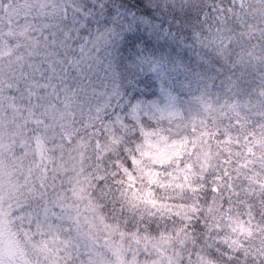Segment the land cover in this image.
I'll return each mask as SVG.
<instances>
[{
	"label": "clouds",
	"instance_id": "clouds-1",
	"mask_svg": "<svg viewBox=\"0 0 264 264\" xmlns=\"http://www.w3.org/2000/svg\"><path fill=\"white\" fill-rule=\"evenodd\" d=\"M258 3L47 0L36 8L31 31L5 52L9 79L28 85L39 74L48 82L41 99L55 105L61 139L80 157L64 183L89 185L97 238L119 252L122 264H264V14L255 12ZM218 28L229 38L226 53L217 47ZM190 73L200 76L191 91L183 86ZM205 90L211 104L229 106L231 140L217 138L210 125L183 157L146 156L156 149L141 150L131 116L137 104L145 126H153L148 97L162 96L163 106L170 92L179 115L163 126L187 135L180 122L200 110L196 97ZM36 115L48 119L54 112ZM118 118L130 132L116 144L106 129ZM256 154L259 167H240ZM24 181L5 208L35 264L39 253L26 237L37 234L39 203L25 195L31 189ZM8 239L0 264H21L18 254H7Z\"/></svg>",
	"mask_w": 264,
	"mask_h": 264
},
{
	"label": "trees",
	"instance_id": "trees-1",
	"mask_svg": "<svg viewBox=\"0 0 264 264\" xmlns=\"http://www.w3.org/2000/svg\"><path fill=\"white\" fill-rule=\"evenodd\" d=\"M46 2L47 0H0V21H5L4 24L11 21L9 29L6 24L0 26V33L3 30H8V35L3 36L9 42L10 48L20 37L21 32L31 31L30 22H33L35 6ZM4 59L5 55L0 54V205L5 208L6 200L19 196L22 189L18 180L28 177L30 171L37 167L31 162L35 157V151L30 143L38 136L43 141L48 156L47 174L44 176V181L41 182L44 186L43 190H46V197L45 192L36 188L40 182L35 179L34 172L31 181L24 182L25 187L31 189L29 192H25V195L30 196L33 201H35V197L37 200L40 199L41 193H43V200H48L50 196L53 201L57 196L67 197L70 212H74L81 219L90 215L94 216L88 205L91 200L88 191L89 185L83 180H80L79 183L74 182L75 186L64 183V177L71 174V170L77 166L80 157L72 151L66 140L61 139L64 133L61 130L62 123L59 122V117L53 119L50 116L48 119H44L36 115L45 108L49 112H53L55 109V105H46L40 96L45 90L44 85H47L48 82L45 80L43 82L39 74L28 85H25L22 80H18L17 77L9 79L11 72H8L5 67ZM6 72H8V76L5 75ZM48 90L51 91L50 88ZM151 97L153 96L148 98ZM37 128L39 131L34 134L32 130ZM197 131L195 125L187 130V132ZM13 169H16V174H12ZM65 187L69 189L68 192L62 190ZM74 189L78 192V197L75 200L72 199ZM11 221L9 214L0 225V247L3 245L4 232H7L10 227L7 228V224H11ZM116 254L113 249L109 255L115 257Z\"/></svg>",
	"mask_w": 264,
	"mask_h": 264
},
{
	"label": "snow or ice",
	"instance_id": "snow-or-ice-1",
	"mask_svg": "<svg viewBox=\"0 0 264 264\" xmlns=\"http://www.w3.org/2000/svg\"><path fill=\"white\" fill-rule=\"evenodd\" d=\"M37 7H41L40 5H36ZM241 9H243L244 5L240 3ZM255 12L257 14H264V0H259V3L255 5ZM243 22V21H241ZM226 31V28L224 29ZM246 33L241 32L240 37L243 38ZM247 35L251 36V29L248 30ZM229 38H226L222 34L221 29H216L215 32V40L218 41V50L222 53H226L227 49L225 48V44L228 42ZM253 54H255L253 50ZM175 70H179L177 67ZM185 71H187L185 69ZM200 76L196 73H190L185 77L183 82V86L189 91L192 90L195 85L199 88ZM167 95V103L161 106L156 101L149 102L148 110H147V118L155 120V124L153 126H145L144 118L145 112L142 109L141 105L138 103L136 109H134L131 114L134 127L137 130V134L141 136L143 140V145L141 146V150L144 148H159L162 150H167L169 146L175 147L176 145L182 146H191L196 143V139L200 132H203L205 129L209 128L211 125L212 128L217 129L220 133L221 138L229 137L232 132V116L229 114L228 108L229 106L225 103L223 106L213 105L211 104L205 92H202L200 96L196 97V100L200 104V110L191 116L187 117V124H184V120H181V127H186V129H190L193 125L198 129L197 132H188L187 135L184 134L179 128H176L175 125L171 127L163 126L165 121L172 120L173 117L179 115V111L176 110V100L177 97L172 95L170 92L166 93ZM54 116L53 119L58 117L60 114L53 110ZM107 134L111 136L112 143H120L125 136H127L130 132L128 128L127 122L122 121L121 119H117L115 122L110 124L106 129ZM244 134H247L246 132ZM194 137L195 139L190 140L189 137ZM151 151H146L145 155L150 156ZM153 180L155 177L153 176ZM74 195L72 197L75 200L78 197V192L74 189ZM41 200H43V193H41ZM67 197L57 196L56 200H49L47 205L41 204L34 213L35 219L34 223L37 225V230L41 231L44 228H47L49 231H59L63 227L64 222L67 220H71L72 223L76 226L77 230H81L83 221L80 217L74 216L69 211V206L67 205ZM57 208L60 210L57 211ZM11 213V208H4L3 205H0V225L3 224L4 219L9 216ZM58 220L59 224L49 223L51 220ZM91 223V221H89ZM23 264V261H21ZM90 264H102V256L99 254L93 258Z\"/></svg>",
	"mask_w": 264,
	"mask_h": 264
},
{
	"label": "rangeland",
	"instance_id": "rangeland-1",
	"mask_svg": "<svg viewBox=\"0 0 264 264\" xmlns=\"http://www.w3.org/2000/svg\"><path fill=\"white\" fill-rule=\"evenodd\" d=\"M4 22L0 21V26L6 24L7 29H9L10 28L9 25H11V21L10 22L7 21L5 24ZM3 31L0 33L1 55H4L5 52L9 51L10 48L9 42L3 36L5 34L8 35V30L4 31V33ZM45 86L46 85H44V89ZM148 99L159 102L160 100L163 99V97L157 95ZM203 132H205L206 134L207 129H205ZM216 136L219 139H225V138H221L219 132H216ZM205 138H207V136H205ZM189 139L192 140L193 138L189 137ZM227 139L230 141L231 137L229 136L227 137ZM30 144L33 146V150L35 151L34 153L35 157L31 162L33 164H36L37 167L30 171V174L27 177L26 182L31 181L34 172L35 173L34 175H36L35 179L39 180L40 182V185H37L36 188L39 191L45 192V197H46V190H43L44 186L43 184H41V182L44 181V176L47 174L48 156L44 149L45 146L43 144V141H41L38 136L35 139H33V141ZM195 145L196 143L192 144L191 146H187V148L189 150H194ZM155 149H156L155 153L151 152L150 156L158 155L163 160H171L173 157L180 158L183 157L185 154L184 151L185 146L182 145H176L175 147L169 146L167 150H162L159 148H155ZM254 153H255V149H251L248 152V155L251 156ZM256 155H257L256 161L241 160L240 167L242 168L243 167L250 168L253 166L259 167L260 156L259 154ZM10 157L16 160L13 156ZM9 165H13V167L15 166L14 164H9ZM16 172H17L16 169L12 170V174H16ZM24 178H21L18 181L19 182L24 181ZM49 200H53L51 196L48 200H41V198L37 200V198L35 197L34 202H38L40 206L41 204L47 205ZM59 210L60 209L57 208V211ZM71 213L74 216H78L74 214V212ZM81 220L83 221V224L85 226H82L81 230L79 231L77 230L76 226L72 223L71 220H67L66 222H64L63 227L59 231L56 230L49 231L47 228H44L41 231H37V234L34 237L29 234L26 237V239L29 242V245L31 246L32 249L35 250V252L39 253V260L36 261L35 264H39V261H43L44 264H79V261H81V259L88 260L90 264L93 258L98 254L102 256V264H109L108 257L113 249L117 254L115 255V257L112 255L110 256L117 258L120 261L123 259L122 257H120L119 252L115 248L106 247L108 243L107 241H102V238L101 239L97 238L96 229L93 227L94 216L91 215L86 216L83 217V219ZM89 221H91V223H89ZM49 223L59 224L60 222L58 220L53 219L49 221ZM12 224L13 221H11V224H7V228L9 226L11 227ZM10 227L7 232H4L5 235L4 241L6 237L9 238L7 240L8 243L7 254L9 256H16L18 254L21 258V261H23V264H34V261L30 257L28 250L25 248L24 242L21 241L18 238V236H16L14 228L13 227L10 228ZM4 251H5L4 248L0 247V255H3Z\"/></svg>",
	"mask_w": 264,
	"mask_h": 264
}]
</instances>
